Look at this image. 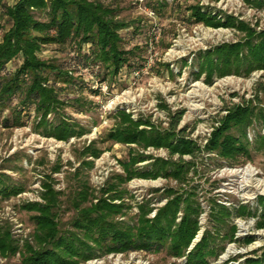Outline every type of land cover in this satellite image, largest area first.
Wrapping results in <instances>:
<instances>
[{
  "label": "rangeland",
  "instance_id": "obj_1",
  "mask_svg": "<svg viewBox=\"0 0 264 264\" xmlns=\"http://www.w3.org/2000/svg\"><path fill=\"white\" fill-rule=\"evenodd\" d=\"M115 4L120 22H134L141 19L145 26L142 34L134 35L137 25L131 24L120 31L128 48L141 46L136 59L142 64L141 71L127 69L113 81L101 83L94 79V68L73 64L76 61L73 45L49 46L43 49L40 58L56 63L63 70H71L73 84L70 87L57 82L56 74H49L50 83L63 89L60 97L64 101L79 97L86 105L81 112L72 108L62 111L70 122L80 124L86 133L80 138L57 141L41 135L36 130V118L32 107L21 109L20 98L0 110V175L8 184H18L24 191L10 199L1 200L0 236L7 237L10 246L17 251L0 252V264H26L30 253L25 245L38 250L34 241L39 214L31 211L32 205L48 204L43 195H53L55 202L50 208L51 218L60 234L74 231L73 223L81 211L95 205L99 200L110 202V185H116L117 177L126 174L122 163L138 157L133 169L145 170L158 160L177 168L187 169L182 180L157 178L155 180L132 179L120 184L118 191H124V199L114 204L125 205L122 215L112 217L114 221L128 224L140 212L139 207L147 205L153 211L168 200L179 195L199 203L203 213L198 218L199 231L192 240L187 253L191 252L203 238L207 229H212L209 218L216 204L230 209L245 207L258 217H232L229 226L235 225L234 240H219L223 248L208 264H249L264 250V149H258L256 142L264 136V124L253 119L246 127L251 160L245 163L222 158L211 150L213 134L227 121V116L236 107L248 108L257 115L264 113V71H255L249 76L238 75L209 78L200 74L198 66L201 56L215 47L244 43L246 32L237 27H247L256 33L264 31V9L252 5L258 0H165L168 6L159 17L148 8L154 0H92ZM250 1L251 4L248 2ZM254 1V2H253ZM13 5L15 0H3ZM198 5L225 21H232L233 27L212 28L203 24L190 25L188 8ZM186 19V20H185ZM7 19L0 10V27H7ZM237 25V26H235ZM154 31V32H153ZM156 32V33H155ZM0 31V36H1ZM153 33H155L153 35ZM87 52L88 49L85 48ZM73 62V63H72ZM22 63L15 59L7 65L13 73ZM3 76L0 75V78ZM51 84V85H52ZM21 112L25 126L4 128L2 121L13 118V110ZM119 112H124L144 125L139 129L174 136L172 141L188 142L193 153L174 156L164 148L124 145L107 139L120 121ZM54 115H51L52 119ZM263 123V122H262ZM231 132L235 131L232 127ZM232 134H236L233 132ZM93 151L100 152L92 156ZM8 179V180H7ZM171 198H167L169 195ZM50 193V194H49ZM179 213L176 222L181 220ZM228 227H224V231ZM186 259L170 258L165 252L150 255L144 252L110 254L91 259L81 264H186Z\"/></svg>",
  "mask_w": 264,
  "mask_h": 264
},
{
  "label": "trees",
  "instance_id": "obj_2",
  "mask_svg": "<svg viewBox=\"0 0 264 264\" xmlns=\"http://www.w3.org/2000/svg\"><path fill=\"white\" fill-rule=\"evenodd\" d=\"M252 5L263 10L264 0L255 1ZM114 6L113 3L105 4L92 0H15L13 5L0 0V10L9 24L7 27H0V75L3 76L0 78V110L11 105L13 99L20 98L22 110L32 107L34 118L39 120L35 125L36 130L41 129L43 137L67 141L83 136L86 129L80 124L70 122L62 111L72 108L77 113L81 112L86 105L85 101L79 97L64 101L60 97L63 89L56 87L57 82L66 88L72 86L71 70H63L56 63L41 59L40 54L49 46H64L66 43L73 45L76 61L72 63L85 69H96L94 79L101 83L106 80L113 81L126 69L134 73L141 71L143 65L139 61L142 58H138L141 46L128 48L129 41L120 33L135 23L116 20L118 10ZM167 6L165 0H154L149 2L148 8L151 14L159 17ZM204 9L198 5L188 8L190 25L203 24L212 28L234 26L232 21H225ZM136 22L134 35L138 36L144 32L145 23L141 19ZM237 28L246 32L244 43L238 42L206 51L199 59L200 74L212 78L213 74L224 77L243 72L244 76H249L255 71H264V31L256 33L247 27ZM85 48L88 49L87 52ZM19 58L22 60L21 65L10 73L7 65ZM47 72L56 74L58 81L50 83ZM259 88L264 92V85ZM12 113L14 120L4 119V128L25 126L21 112L14 109ZM51 115H54L52 119ZM227 117L224 126L218 129L210 140L211 150H215L222 158L242 163L250 161V143L245 136L246 127L251 125L254 118L264 124V113L255 115L248 111V108L236 107ZM117 118L120 121L108 134L109 141L141 148H164L172 156L179 154L182 157L193 153V147L188 142L174 143V136L161 135L152 129H139L144 125L142 121H135L124 112H119ZM232 127L235 131L231 132ZM233 132L236 134H232ZM256 142L259 144V150L264 149V136H259ZM90 154L98 156L100 152L93 151ZM137 160L138 157L130 155V158L122 163L126 176L117 177L118 184L110 185V202L101 199L95 205L83 209L73 223L74 231L60 234L57 230L50 212L55 197H47L48 192H51L48 189L43 195L48 204L29 207L31 211L39 214L33 217L37 225L34 241L39 248L34 251L30 245H25L30 253L25 263L81 264L110 254L144 252L156 255L165 252L170 258H185L186 264H208V260L217 257L223 249L219 240H234L237 229L235 225H228L232 217H258V214L251 213L244 206L237 210L216 204L209 214L212 229L205 230L201 241L187 254V249L199 231L198 218L203 211L199 203L184 198L183 195L168 200L163 207L157 209L154 218L148 217L153 210L143 205L139 207L140 212L132 224L114 221L112 217L122 215L126 209L125 205L114 204V201L122 200L126 195L125 190L118 191L120 184L135 178L155 180L161 177L182 180L186 176L187 169L177 168L162 160L151 164L150 168L145 170H135L133 165ZM2 176L0 175V204L1 200L10 199L24 191L21 185L12 182L8 184ZM167 194V198L173 195L169 194V191ZM179 213L183 215L181 220L176 222ZM224 227L228 228L222 237ZM258 228H264V225H258ZM17 249L10 246L7 237L0 236V252ZM249 264H264V250L259 258L249 261Z\"/></svg>",
  "mask_w": 264,
  "mask_h": 264
}]
</instances>
